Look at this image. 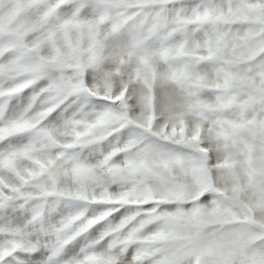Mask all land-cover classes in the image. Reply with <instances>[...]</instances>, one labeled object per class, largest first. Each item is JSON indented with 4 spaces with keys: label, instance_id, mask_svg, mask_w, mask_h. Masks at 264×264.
I'll use <instances>...</instances> for the list:
<instances>
[{
    "label": "snow or ice",
    "instance_id": "snow-or-ice-1",
    "mask_svg": "<svg viewBox=\"0 0 264 264\" xmlns=\"http://www.w3.org/2000/svg\"><path fill=\"white\" fill-rule=\"evenodd\" d=\"M0 264H264V0H0Z\"/></svg>",
    "mask_w": 264,
    "mask_h": 264
}]
</instances>
